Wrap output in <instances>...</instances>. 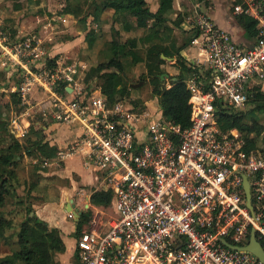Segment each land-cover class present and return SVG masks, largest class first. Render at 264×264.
Wrapping results in <instances>:
<instances>
[{
    "label": "built area",
    "instance_id": "2783aa9c",
    "mask_svg": "<svg viewBox=\"0 0 264 264\" xmlns=\"http://www.w3.org/2000/svg\"><path fill=\"white\" fill-rule=\"evenodd\" d=\"M232 4L235 15L257 20L258 38L238 42L197 6L189 30L205 61L201 67L193 62L185 80L192 105L186 128L167 120L159 106L143 108L121 97L110 102L101 87L88 90L77 63L48 68L40 60L35 71L21 59V46L4 47L25 69L15 88L24 103L54 128L79 131L56 157L81 154L113 193L112 215L105 222L94 218L77 237V264H264L222 242L245 246L255 230L264 248V141L248 149L247 133L224 129L220 121L257 107L264 83V0ZM32 52L41 55L38 46ZM18 129L26 131L21 123Z\"/></svg>",
    "mask_w": 264,
    "mask_h": 264
},
{
    "label": "rangeland",
    "instance_id": "374dc122",
    "mask_svg": "<svg viewBox=\"0 0 264 264\" xmlns=\"http://www.w3.org/2000/svg\"><path fill=\"white\" fill-rule=\"evenodd\" d=\"M98 1L99 0H53L51 11H46L47 15H45L38 5L41 0H22V7L20 9H14L12 0H0V176L7 174L6 171L8 170H13L16 173L12 179L13 187L10 188L11 193L8 194L6 204L5 206H0V255L2 256L18 249V232L21 222L26 217L25 208L18 203L17 194H19L21 198H24L26 203L29 204L38 199L30 196L27 191L28 187L34 183H37V185H53L57 189V187L60 186L69 188L70 183L74 182L79 188H85V192L88 195H90L94 189L103 188L102 177L99 176L96 178V173H94L95 168H89L84 160H82L81 154L73 156L72 161H74L77 167L83 169V176L84 173L86 176H90L89 172L94 174L95 180L93 183L82 182V178L76 173H74L71 178L65 177L61 172L65 167V161H62L59 157L47 158L50 162L49 164H45L44 160L46 157L44 158L40 155L39 157H31L25 154L27 148L36 140L49 141V139H47L49 138V134L46 132V128L53 126L52 131L56 128H54V125H50L49 120L39 113L35 107L24 103L19 93L18 96L14 95L16 92L15 88L25 80V76H23L25 69L17 63V58L14 53L11 51L6 52L4 47L9 46V48H13L16 45L21 46V59L27 62L28 67L35 71L39 70L37 65L40 60L46 62L49 68L56 66V59L60 56H63L62 60H64L60 64L64 66L72 64L75 61H86L88 67L87 69L81 67L84 71L79 82L83 83L88 90L101 87L102 80L100 78H87V75L91 67L100 63V59L103 60L105 56L98 57L96 55V50L87 51V33L91 32V36L95 37V40L100 43L108 38L113 39L115 27H112V24L115 25L118 20H113V18L109 16V18H96V21H94L93 15L96 11V6L99 4ZM189 1H193L192 6L190 4L185 5L182 14L179 16L171 14L173 19L170 18L172 19L170 23L173 24L174 27L177 26L178 32L172 34V32L169 33L167 30H164V37L162 36V40H164L165 43H169L170 40L182 43L194 33L192 29L187 30L184 25L180 26L182 21L186 22V24L189 23L190 26V24L194 23L197 16L194 7L196 0ZM211 1L212 0H200L202 7H204L203 9L207 11L209 15L213 16L216 20L224 19V21H226L225 17L227 16V18L233 17V20H236L232 4L233 0H219L220 6L215 7L213 14L209 12V7L213 6ZM67 6L77 12V15L71 14L79 19L78 26L77 24H71L69 27H65L54 19L56 15L67 13L64 12ZM89 19V25L94 27L91 31L87 28L83 29L84 24L88 23ZM104 20H106L107 23L104 22ZM96 25L97 27L95 28ZM169 26L167 22L164 24V28H169ZM174 27L172 28L175 29ZM118 38L120 37L118 36ZM39 42H43L42 47L47 50L40 53V57H36L32 50ZM138 53L145 57L144 46H140ZM123 62L125 65V73L122 75L125 76L130 83H139L141 81L143 83L138 88H134L136 90H131L127 95L120 94L121 96L119 97L130 100L133 104L143 108L149 107L155 110L158 106L160 107L158 97L152 94L153 84L151 82V77H149L146 72V63L141 62L140 64H133L131 63V58H124ZM173 62H175V60H167L161 65V70L165 73L174 72L173 69L177 68V66ZM162 81L165 82L166 86L172 82L171 77H165ZM30 95L38 97L39 99L46 96L45 93L42 92H32ZM147 101L150 103H148L149 105ZM255 104L257 106V103ZM244 113H248L243 118L244 122H249L251 119L254 120L253 118H255L258 119L259 122L261 121L260 123H264V108L258 110L251 104ZM18 123H21L26 130L23 134H21V131L18 129ZM24 125L26 126L24 127ZM16 142L20 144V149L15 147ZM14 153H20L22 158L15 160L12 166H6L2 160L3 156ZM33 158H38V162L35 163ZM79 162L83 167H81ZM93 170L94 172H92ZM43 173L47 174L46 177ZM13 191H15V193H13ZM84 203L86 202L83 200L80 202L82 207L80 209L81 214L83 212L89 213L91 220L85 223L83 228L90 227V222L94 218H100L105 222L112 215L111 205H95L93 203L90 205V200H88V206H85L86 204L84 205ZM69 243H72V241H69ZM71 253L69 249L67 253L64 254V262L66 264H73ZM74 264H77V259L74 261Z\"/></svg>",
    "mask_w": 264,
    "mask_h": 264
},
{
    "label": "trees",
    "instance_id": "16d2710c",
    "mask_svg": "<svg viewBox=\"0 0 264 264\" xmlns=\"http://www.w3.org/2000/svg\"><path fill=\"white\" fill-rule=\"evenodd\" d=\"M12 1L14 9L22 7V0ZM160 1V8L157 12L153 13L147 6L146 0H105L103 7L114 9L115 19L124 23L125 28L148 29L149 33L139 40L132 38L122 42L118 38L119 31L114 29V37L111 41L113 56L105 62L93 65L87 78H100L102 80L101 89L103 94L110 102H113L122 94L127 95L131 90H136L123 83L122 74L125 73L123 59L131 58V63L133 64L145 62L146 72L151 77L153 84L152 94L158 97L164 117L174 124L186 128L191 125L192 105L190 103L191 92L187 88L185 80L187 79V74H190L193 68L188 61L180 57L179 50L181 48H176L175 42L167 46L163 43L164 40H162L159 28L164 27V24L167 22L168 18L166 14L173 8V0ZM64 12L77 15V12L68 6L64 9ZM129 16L134 19V24L128 21ZM235 18L236 23L242 29L246 38L251 40L258 38L257 20L246 14L235 15ZM91 34L88 33L87 35L90 41L95 39ZM193 34L188 39L189 42L192 41ZM140 42L151 43L145 50V57L138 53ZM163 54L168 57L176 56V65L180 69V74L175 76L176 79L171 82V87H167L165 82L161 80V75L165 73L160 68L165 63V59L162 57ZM14 95L18 96V93L15 92ZM255 101L258 103L256 109H263L264 93L259 92ZM247 114L244 112L224 114L220 118L221 125L224 129L234 127L241 132H246L248 149L259 148L264 141L262 137L264 125L255 118L249 122H244L243 118ZM15 147L20 149V144L16 142ZM57 152L58 146L53 143L52 139H49V141L36 140L27 148L25 154L31 157H39L40 155L47 159L56 157ZM21 158L22 155L20 153H14L3 156L2 160L6 166H12L15 160ZM6 172L7 174L0 176V206H5L8 194L11 193L10 188L13 187V176L16 174L13 170ZM36 185L37 183H34L31 187ZM16 197L18 198V203L24 206L26 217L20 224L18 249L4 256L0 255V264H58L56 254L66 251L61 230L56 227H50L44 220L39 218L33 207V202L26 203L24 198H21L19 194ZM112 197L113 193L110 189L94 190L91 194V202L95 205L107 206L111 205ZM90 220L89 213L83 212L81 214L77 224L76 237L83 230V225Z\"/></svg>",
    "mask_w": 264,
    "mask_h": 264
},
{
    "label": "crops",
    "instance_id": "0c3cea01",
    "mask_svg": "<svg viewBox=\"0 0 264 264\" xmlns=\"http://www.w3.org/2000/svg\"><path fill=\"white\" fill-rule=\"evenodd\" d=\"M52 2H53V0H41V2L38 4L41 7V9L45 15H47L46 11H51ZM104 2H105V0H101V1L99 0L98 1L99 4L96 6V11L94 12V15H93L94 21H96V18L97 19L109 18V16L111 18H113V20L116 18L114 9H112L110 7H103ZM146 2H147V6L149 7V9L153 13L157 12L158 9L160 8V4H161L160 0H146ZM211 2L213 4V6L209 7L210 8L209 12H210V14H213L215 7L220 6V3H219V0H212ZM192 3H193V1H189V0H173V8L171 9V11L168 14H166V16L168 18L167 23L170 26H169V28H164V27L159 28L161 31V33H160L161 37L164 35V30L165 31L167 30L169 33L172 32V34H176L178 32L177 26L174 27L173 24L170 23L171 20L173 19L171 17V14L179 16L180 14L183 13L182 11L184 10L185 5L190 4L192 6ZM198 5L201 9L204 8V7H202L200 0H196L195 6L193 5L195 7V10L197 9ZM210 17L220 27L228 29L229 31H231L234 38L238 42H240L244 45H250L253 42L251 39H248L244 36L242 29L238 26V24L236 23V20L235 21L233 20V17H230V18H227L228 16L225 17L226 21H224V19L216 20L211 15H210ZM170 18H172V19H170ZM54 19H56L58 22H60V24L64 25L65 27H69V25H71V24H77V26L79 25V19L76 18L71 13H63V14L56 15V18H54ZM128 21L132 24L135 23L134 19L130 16L128 17ZM104 22H106V20H104ZM116 22H115L116 23L115 25L112 24V27L114 26L115 30L119 31V37H120L119 39L122 42L127 41L128 39H132V38H136L139 40L140 38L146 36L149 33L148 29L125 28L124 23H122L120 21H116ZM151 22H152V20H151ZM89 23H90V19H89L88 23L84 24L83 29L87 28V29H89V31H91V29H93L94 27L90 26ZM181 25H184V27L187 30H189V23L186 24V22L182 21L180 23V26ZM96 27H97V25L95 26V28ZM112 27H111V29H112ZM172 27H174L175 29H173ZM89 33H91V32H89ZM87 35H88V33H87ZM188 39L182 43H180L179 41L176 42L175 40H173L175 42L176 48H181L179 50L180 57H182L183 59L188 61V63H190L191 65L193 62L199 61V67L203 66V63L205 61V55L201 54L199 47L193 45L191 42L188 41ZM111 41H112V38H108L107 40H103L102 43L96 41L95 39L92 41H90L88 39L86 49H87V51L88 50L89 51L90 50H96V55L98 57H101V56L104 57L105 56V58L103 60L100 59L101 62H105L113 56V53L111 50ZM173 41L170 40L169 43H167V42L165 43L163 41V43L165 46H167V45L171 44ZM42 43L43 42H39V44L37 45L38 49L41 51V53H43L45 50H47V49H43ZM98 43H99V45H98ZM97 45H98V47H97ZM149 45H151V43L140 42L139 48H140V46H144V48L146 50V48ZM172 46H173V44H172ZM88 48H91V49H88ZM162 57L165 59V62L167 60L168 61L175 60V62H173V63L176 65V61H177L176 56L168 57V56H165L163 54ZM62 59H63V56H60L58 59H56V63L64 61ZM74 63H78L80 65V67H82L84 69H87V67H88V63L86 61H75ZM140 63L141 62H138V64H140ZM84 69L82 70L80 68V70H79L80 76L83 74ZM173 70H174V72H168V73H166L167 75L165 76L167 78L171 77L172 81L176 79L175 75L177 76L180 74L179 67L174 68ZM188 76H189V74H187V77ZM259 88L262 89V92L264 93V83L262 85H260ZM148 103L149 102L147 101V104ZM263 125H264V123H263ZM48 134H49V138H47V139H52L53 143H55L58 146V151H59L61 148H64L71 140H73L79 134V131L77 129L70 128L66 125H60V126H57L54 131L48 132ZM72 160H73L72 157L64 160L65 161V167L61 172L65 175V177L71 178V176L74 173H76L77 175H79L82 178V180H81L82 182H92L93 183L95 180L94 174H91L88 171L90 176H86L85 173L83 176V169L77 167L74 164V161H72ZM33 161H35V163H37L38 158H33ZM80 165H81V163H80ZM81 167H83V166L81 165ZM92 172H94V171H92ZM46 175L47 174L45 173L44 176L46 177ZM95 175L97 178L98 177L97 174H95ZM100 189H94V190H100ZM27 191L29 192L30 196L38 198L36 201L33 202V207L35 209L37 216L39 218H41L42 220H44L50 227L59 228L62 232V238H63L64 243L66 245V251L63 253H57L56 254L57 261L60 264H66L64 262V254L67 253V251L70 249V251L72 252L71 256L73 258V264H74V261L76 260V256H75L76 240H77L76 230H77V224L79 221V215H78L77 209L80 211V209L82 208L81 204H80V202L82 200L86 202V203H84V205L86 204L85 206H88V200H90L89 204L92 205V202H91V194L92 193L90 195H88L85 192L86 191L85 188H79L78 186H76L74 184V182L70 183L69 188H64V187L60 186V187H57V189H56L53 185L51 186V185H45V184H43V185L38 184L34 187H31V186L28 187ZM69 241H72V243H69Z\"/></svg>",
    "mask_w": 264,
    "mask_h": 264
},
{
    "label": "water",
    "instance_id": "95a60500",
    "mask_svg": "<svg viewBox=\"0 0 264 264\" xmlns=\"http://www.w3.org/2000/svg\"><path fill=\"white\" fill-rule=\"evenodd\" d=\"M167 74L164 73L163 75H161V79L164 80L165 76ZM122 79H123V83L126 86H129L131 88H138L143 82H139V83H130L127 78L125 76L122 75ZM245 188L247 191V197H248V204L250 207H252V203H251V192H250V185H249V181L248 178L245 176ZM78 211V215L81 214V211ZM222 242L224 244H226L227 246L233 247V248H238V249H246L250 252H252L255 256H257L263 263H264V248L262 243L256 238V233L255 230H252L251 232V237H250V242L245 245V246H236L231 244L230 242H228L226 239H223Z\"/></svg>",
    "mask_w": 264,
    "mask_h": 264
}]
</instances>
